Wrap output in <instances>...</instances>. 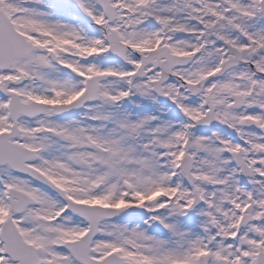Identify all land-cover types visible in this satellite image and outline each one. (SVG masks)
<instances>
[{
    "label": "snow or ice",
    "instance_id": "6c2138e0",
    "mask_svg": "<svg viewBox=\"0 0 264 264\" xmlns=\"http://www.w3.org/2000/svg\"><path fill=\"white\" fill-rule=\"evenodd\" d=\"M0 264H264V0H0Z\"/></svg>",
    "mask_w": 264,
    "mask_h": 264
}]
</instances>
